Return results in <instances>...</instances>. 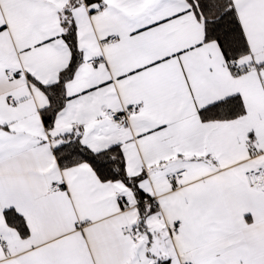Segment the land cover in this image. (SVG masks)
I'll return each mask as SVG.
<instances>
[{"label":"snow or ice","instance_id":"snow-or-ice-1","mask_svg":"<svg viewBox=\"0 0 264 264\" xmlns=\"http://www.w3.org/2000/svg\"><path fill=\"white\" fill-rule=\"evenodd\" d=\"M0 264H264V0H0Z\"/></svg>","mask_w":264,"mask_h":264}]
</instances>
